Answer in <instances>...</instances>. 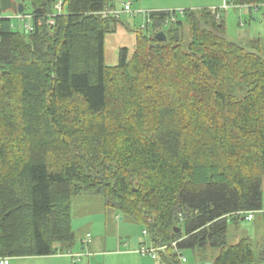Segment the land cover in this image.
<instances>
[{
	"label": "trees",
	"instance_id": "16d2710c",
	"mask_svg": "<svg viewBox=\"0 0 264 264\" xmlns=\"http://www.w3.org/2000/svg\"><path fill=\"white\" fill-rule=\"evenodd\" d=\"M114 1L21 0L33 30L0 6V259L72 249L90 194L143 224L162 264H182L174 243L195 264H264V243H228L229 220L264 203L259 41L225 38L219 9L155 11L108 67Z\"/></svg>",
	"mask_w": 264,
	"mask_h": 264
},
{
	"label": "rangeland",
	"instance_id": "374dc122",
	"mask_svg": "<svg viewBox=\"0 0 264 264\" xmlns=\"http://www.w3.org/2000/svg\"><path fill=\"white\" fill-rule=\"evenodd\" d=\"M12 1L18 3L21 0ZM206 1L215 2V0H197L196 2ZM127 3H132V11L121 13L117 29L105 36V64L108 67L118 65L122 49L126 48L130 55L133 54L136 47V33L143 29L150 12L176 11L167 9L174 6L176 0H115L114 8L122 11ZM248 7L234 5L231 0H222V6L215 8L220 10L225 38L243 45L252 40H258L261 54L264 55V4L253 6L252 10ZM185 10L190 9H178L176 12L182 14ZM209 10L219 17L217 9ZM5 15L14 18L17 13L9 10ZM13 22L17 26L31 24L30 19L20 22L14 18ZM143 31L146 32V30ZM188 31L189 28L186 26L187 34L183 42L185 47L190 41ZM72 213V226L77 239L72 249L63 247L62 252L59 251L53 256L9 258L10 264H156L151 255L140 253L142 249H158L160 253V248L151 245L149 236L145 234V226L118 214L114 209L107 208L102 196L90 194L77 196L72 202ZM245 237L251 239L253 248L258 253L264 243L263 214H257L252 222L229 220L228 243L236 244ZM120 250L138 256H121ZM184 252L188 264H195L193 254L190 251Z\"/></svg>",
	"mask_w": 264,
	"mask_h": 264
},
{
	"label": "built area",
	"instance_id": "2783aa9c",
	"mask_svg": "<svg viewBox=\"0 0 264 264\" xmlns=\"http://www.w3.org/2000/svg\"><path fill=\"white\" fill-rule=\"evenodd\" d=\"M56 9L60 12L62 10V4L61 2L56 6ZM132 11V3H127L125 4L124 8L122 9V11H118V10H115V8H108L106 9L105 11L101 12V14L104 16V17H117L119 18L121 16V13H124V12H131ZM136 14V13H135ZM219 16V15H218ZM16 17L19 19H22L21 15H16ZM219 18V17H218ZM174 21V20H173ZM50 24H53V21L50 20L49 21ZM25 28L27 30H33L31 26L29 25H25ZM263 214L264 215V203H263V206L260 210H257V211H252V212H249L247 215H246V220L248 221H252L255 216L257 214ZM240 214V213H239ZM90 237V235L88 234V238ZM173 247L175 248L176 250V253L178 254L179 258H180V261L182 262V264H188V259L187 257L178 249V246H177V243H174L173 244ZM166 249V247H162L160 248V251H164ZM140 253L143 254V255H151L152 258L154 259H159V250L157 249H152V250H146V249H142L140 250ZM10 261H9V258H1L0 259V264H9Z\"/></svg>",
	"mask_w": 264,
	"mask_h": 264
},
{
	"label": "crops",
	"instance_id": "0c3cea01",
	"mask_svg": "<svg viewBox=\"0 0 264 264\" xmlns=\"http://www.w3.org/2000/svg\"><path fill=\"white\" fill-rule=\"evenodd\" d=\"M196 1L197 0H176L175 5L172 7H168L167 9H172V10H176V11L178 9H181V10H184V9H190V10L212 9L213 10V9H218L215 7L222 6V0H215V2L217 1V3H215V2L211 3V2H207V1L202 3V2H196ZM200 1H204V0H200ZM185 5H188V6H185ZM185 7H189V8H185ZM145 9L146 10H156V9H152V8H145ZM255 219H256V216L253 220H255ZM119 254L121 256H129V255H133L135 257L138 256V255H135V254L123 251V250H120ZM158 256H159V259H154V258H152V259L156 262V264H162V260L160 258V255H158Z\"/></svg>",
	"mask_w": 264,
	"mask_h": 264
},
{
	"label": "water",
	"instance_id": "95a60500",
	"mask_svg": "<svg viewBox=\"0 0 264 264\" xmlns=\"http://www.w3.org/2000/svg\"><path fill=\"white\" fill-rule=\"evenodd\" d=\"M0 6L3 12H7L9 10H13L14 13L23 14L24 12V6L23 4H18L16 2H13L12 0H0ZM157 40L159 41H166L167 35L165 32H160L157 35ZM212 264V263H207Z\"/></svg>",
	"mask_w": 264,
	"mask_h": 264
},
{
	"label": "clouds",
	"instance_id": "9594fccd",
	"mask_svg": "<svg viewBox=\"0 0 264 264\" xmlns=\"http://www.w3.org/2000/svg\"><path fill=\"white\" fill-rule=\"evenodd\" d=\"M17 15H21V14H18V13H17ZM219 17H220V15H219Z\"/></svg>",
	"mask_w": 264,
	"mask_h": 264
}]
</instances>
